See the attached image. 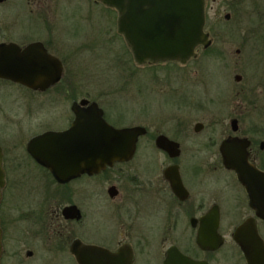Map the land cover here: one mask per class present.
I'll return each instance as SVG.
<instances>
[{"label": "flooded vegetation", "instance_id": "af4514ba", "mask_svg": "<svg viewBox=\"0 0 264 264\" xmlns=\"http://www.w3.org/2000/svg\"><path fill=\"white\" fill-rule=\"evenodd\" d=\"M78 1L84 4L89 0ZM209 1L205 0L203 28L208 34L207 46H196L194 55L184 62L140 63L118 32L117 11L93 0L94 4L107 8L108 14L111 10L116 13L113 35L129 50L128 76L131 84L135 82V90L141 92L146 85L155 95L169 96L164 104L168 107L165 114L154 112L147 103L145 106L136 102L141 106L131 112L133 124L119 127L107 119L102 105V100L116 93L115 90L111 93L100 89L92 94L90 89H83L86 90L83 93L80 89L83 87L73 83V69L69 67L70 55L75 52L73 38L72 35L58 37L55 27L59 18H68L69 0H0V44L14 43L24 49L38 43L41 52L61 64L59 79L47 82L46 75L41 81L48 84L37 88L0 77V87L15 85L27 96L18 104L22 117L16 123L29 125L33 122L29 121V115L37 118V113L45 111L42 107L39 111L28 109L32 100L47 101L52 109L69 102L71 115L65 118L64 125L32 132L27 142L46 131L71 128L76 119L74 103L86 109L95 102L102 110V118L115 128L144 129L129 158L113 160L93 173L86 170L85 158H72L68 164L71 174L67 178H60L52 170L57 165L51 163L52 158L56 157L39 152L40 158L35 156L27 149V142L21 149L11 148V151L21 150L11 156L0 144L4 169V184L0 189V264H47L60 256L79 264L70 250L75 240L101 248L98 264H248L234 239L238 226L248 219L253 220L264 244V220L250 206L249 194L237 171L224 164L220 150L226 139L246 138L248 162L264 173V120L260 117L252 123L247 121V125L244 115L247 106L254 103L258 87L264 96V73L258 79L235 74L236 85L230 83L228 73L227 81L224 79L225 94L217 88L207 89L198 50L208 51L214 40L212 32L206 30ZM211 1L219 2L224 10L228 8L224 17L230 21L236 12L234 0ZM251 1L254 5L258 2L259 19L249 20L251 35L247 31L243 39L264 45V0ZM79 15L87 18L85 13ZM20 18L27 21L26 28L18 24ZM256 21L259 25L253 23ZM64 32L70 33L62 28L60 34ZM222 55L217 62L224 61ZM138 76L143 83L137 89ZM253 83L258 84L252 86ZM81 100L87 103L81 104ZM261 101L260 109L264 107ZM208 104L212 115L205 123L197 114L207 109ZM228 106L232 107L231 111L225 113ZM0 123L6 125L0 127L3 131L11 123L1 102ZM207 128L208 133L203 134ZM159 137L166 138V148L158 146ZM67 151L88 150L73 147ZM214 233L222 238L219 246L211 248L209 239H205L204 246L198 242L201 234H208L211 239ZM228 236L232 243L228 242ZM178 253L184 259L178 261Z\"/></svg>", "mask_w": 264, "mask_h": 264}, {"label": "water", "instance_id": "95a60500", "mask_svg": "<svg viewBox=\"0 0 264 264\" xmlns=\"http://www.w3.org/2000/svg\"><path fill=\"white\" fill-rule=\"evenodd\" d=\"M114 8L118 13L117 29L132 49L138 62L146 60H179L184 62L198 45H208V34L204 32L205 0H98ZM40 44H29L21 49L14 43L0 44V77L27 85L31 88L46 86L60 77L61 64L54 57L39 50ZM47 82H42L45 76ZM87 100H81V104ZM72 110L75 121L71 128L62 131H46L32 137L27 149L40 158L47 153L52 158V170L60 178H67L71 171L68 164L72 158H85L84 165L90 173L97 172L113 160L129 158L136 147L141 127L115 128L102 118V110L95 102L82 109L74 103ZM166 138H157L158 146L166 148ZM246 138H229L222 142L220 150L224 164L237 171L245 186L250 206L258 217L264 220V173L247 160ZM85 148L88 151H67L69 148ZM39 152V153H38ZM0 148V189L4 184ZM47 164L49 162L45 161ZM88 163V167H87ZM51 166V165H49ZM257 175V176H254ZM69 208H64L68 211ZM216 219H213L215 223ZM201 234L198 242L204 246L209 239L211 248L222 242L220 235ZM1 237V230H0ZM248 264H264V244L259 238L252 219L240 224L234 235ZM1 240V239H0ZM79 264H98L101 248L82 244L75 240L70 248ZM1 253V241H0ZM182 260L183 255L177 254ZM187 260V258L185 259ZM177 261V262H178ZM169 262V261H168ZM174 263V262H173Z\"/></svg>", "mask_w": 264, "mask_h": 264}, {"label": "rangeland", "instance_id": "374dc122", "mask_svg": "<svg viewBox=\"0 0 264 264\" xmlns=\"http://www.w3.org/2000/svg\"><path fill=\"white\" fill-rule=\"evenodd\" d=\"M257 3L254 5L251 0H234L232 5L236 8V12L230 21H225L224 15L228 8L224 10L222 6L220 7L219 2L209 1L206 30L212 32L214 40L208 51L202 48L198 50L202 59L199 62V67L207 89L217 88V91L225 94L224 79L227 81L228 73L229 81L233 85H236L233 79L235 74H240L244 78L258 79L260 74L264 73V45L253 40L243 39L247 35V31L251 35L249 20L259 19ZM68 8V14H66L68 18H59L55 27H57L56 35L58 37L72 35L73 38L71 39L73 42L72 51L75 52L70 55L69 61V67L73 69V83L81 85L83 88L80 89L83 93L86 91L83 89H90L92 94H97L100 89L111 93L115 90L116 93L102 100V105L106 110L107 119L116 126H131L133 124L134 118L131 112L141 106L136 102L144 103L145 106L148 104L154 112L165 114L168 107L164 104L169 99L168 94L155 95L147 90L146 85L141 92H137L135 82L132 84L129 82L128 74L131 68L129 50L123 41L113 35L116 13L111 10V13L108 14L107 8L100 4H94L93 0L86 1L84 4L78 0H69ZM63 13L66 12L63 11ZM81 13L87 14V18L83 19L84 16L79 15ZM257 22L253 23L259 25ZM18 24L26 28L27 21L20 18ZM212 25H215V28ZM62 28L68 29L70 33L60 34ZM82 45H85L84 48L81 47ZM237 49L239 52H236ZM221 53L224 55H222L224 61L219 63L216 60H221ZM125 83L127 85L121 89L120 87ZM142 83V77L138 76L137 89L138 85ZM257 84L253 83L252 86ZM255 93H253L255 94L254 103L249 104L246 113H244L247 125L248 122L252 123V120H257L260 117L264 120V107L259 108V104L263 105L260 101H264V96L259 87ZM24 98L27 96L15 85L7 84L5 87H0V102L6 108L7 115L11 120L8 129L0 130V144L8 151V156L21 151H11V148H23L32 132L36 133L47 128L57 129L64 125L65 118L71 115L69 102L59 103L58 107L52 109L47 101L40 102L37 99L36 101L32 100L27 108L39 111V108L42 107V110L45 111L42 114L37 113V118L31 117L27 113L29 121L33 122L29 125L25 124L26 122L18 125L16 122L22 117L18 104ZM12 101L16 107H13ZM231 108V106L226 107L224 112H230ZM222 109L225 110V108ZM211 110L212 108L208 104L207 109L205 108L200 114H197V118L208 123L209 116L212 115ZM21 120L23 122V118ZM0 127L4 128L6 125L0 123ZM208 131L207 128L202 133L207 134ZM92 231L93 228H91ZM227 240L232 243L230 236L227 237ZM229 246L228 244L224 248V253ZM63 257L60 256L57 260L47 264H73L68 257Z\"/></svg>", "mask_w": 264, "mask_h": 264}]
</instances>
